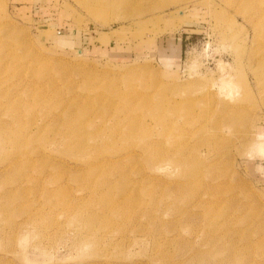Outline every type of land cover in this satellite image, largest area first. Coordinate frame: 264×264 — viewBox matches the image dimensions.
<instances>
[{
	"label": "rangeland",
	"instance_id": "374dc122",
	"mask_svg": "<svg viewBox=\"0 0 264 264\" xmlns=\"http://www.w3.org/2000/svg\"><path fill=\"white\" fill-rule=\"evenodd\" d=\"M96 1L0 0V264H264V0Z\"/></svg>",
	"mask_w": 264,
	"mask_h": 264
},
{
	"label": "bare ground",
	"instance_id": "6f19581e",
	"mask_svg": "<svg viewBox=\"0 0 264 264\" xmlns=\"http://www.w3.org/2000/svg\"><path fill=\"white\" fill-rule=\"evenodd\" d=\"M90 5H93V6L95 5L96 6L97 5V1L96 0H90ZM97 7H98V5H97Z\"/></svg>",
	"mask_w": 264,
	"mask_h": 264
}]
</instances>
